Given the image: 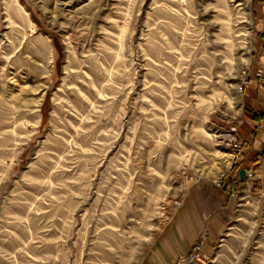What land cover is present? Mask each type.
I'll return each mask as SVG.
<instances>
[{"label": "rangeland", "instance_id": "374dc122", "mask_svg": "<svg viewBox=\"0 0 264 264\" xmlns=\"http://www.w3.org/2000/svg\"><path fill=\"white\" fill-rule=\"evenodd\" d=\"M261 62L264 0H0V264H150L232 127L255 159ZM233 191L202 263L264 264V173Z\"/></svg>", "mask_w": 264, "mask_h": 264}, {"label": "crops", "instance_id": "0c3cea01", "mask_svg": "<svg viewBox=\"0 0 264 264\" xmlns=\"http://www.w3.org/2000/svg\"><path fill=\"white\" fill-rule=\"evenodd\" d=\"M261 64L259 70L263 68V72L262 70L259 72L264 74V64L262 62ZM248 89L246 92L250 101L240 133L246 145H251L252 152L263 156L258 162L253 163V159L246 157L245 165L253 164L250 172L254 170L255 173L263 174L264 76L263 80L253 79ZM254 132L256 136H253ZM246 179L242 181L245 183ZM233 190L236 188L229 187L228 189L226 184L224 187H218L215 182H197L191 185L181 206L160 234L157 248L152 250L150 264H176L178 259L188 258L193 246L204 232L206 239L199 258L194 263L203 264L202 260L211 255L230 219L231 210L236 203L233 202L236 200L233 197L235 194Z\"/></svg>", "mask_w": 264, "mask_h": 264}, {"label": "built area", "instance_id": "2783aa9c", "mask_svg": "<svg viewBox=\"0 0 264 264\" xmlns=\"http://www.w3.org/2000/svg\"><path fill=\"white\" fill-rule=\"evenodd\" d=\"M257 76L261 78L262 73L258 72ZM228 136L230 138L229 140H230V143L232 145L235 158H237L238 160H243L244 142L238 136V128L232 127L230 129V132H228ZM253 175H254V172L252 171L248 174V177H252ZM215 183L218 187H224L222 181H220V180H218ZM205 239H206V234L203 233V235L200 238L199 243L195 244V246L193 247V250H192L189 258L184 261L185 263L188 264L189 262H194L199 258V255H200V252L202 250Z\"/></svg>", "mask_w": 264, "mask_h": 264}, {"label": "trees", "instance_id": "16d2710c", "mask_svg": "<svg viewBox=\"0 0 264 264\" xmlns=\"http://www.w3.org/2000/svg\"><path fill=\"white\" fill-rule=\"evenodd\" d=\"M253 136H256V132L253 133ZM244 145H245V143H244ZM261 156H263V155L257 154L255 159L252 160V163L258 162L259 159L261 158ZM243 159H244V157H243ZM252 166H253V164H250L249 166L245 165L244 160H242L241 163H236L233 166V168L231 169V172L229 174L230 178L228 177L229 181L227 180V182H228L227 185L231 186L232 188H237V187L239 188L240 186H242L244 184V181L238 180V178L240 177V171L242 169H244V170H246L247 173L248 172L250 173ZM225 180L226 179H223L224 182H225ZM227 185H226V187H227Z\"/></svg>", "mask_w": 264, "mask_h": 264}, {"label": "water", "instance_id": "95a60500", "mask_svg": "<svg viewBox=\"0 0 264 264\" xmlns=\"http://www.w3.org/2000/svg\"><path fill=\"white\" fill-rule=\"evenodd\" d=\"M247 178L246 170L240 171V180H245Z\"/></svg>", "mask_w": 264, "mask_h": 264}, {"label": "bare ground", "instance_id": "6f19581e", "mask_svg": "<svg viewBox=\"0 0 264 264\" xmlns=\"http://www.w3.org/2000/svg\"><path fill=\"white\" fill-rule=\"evenodd\" d=\"M224 47H226V46H224ZM37 72H38V71H37ZM41 72H42V71H41ZM38 73H40V72H38ZM35 74H36V73H35ZM37 77H38V76H37ZM246 174H249V173L246 172Z\"/></svg>", "mask_w": 264, "mask_h": 264}]
</instances>
